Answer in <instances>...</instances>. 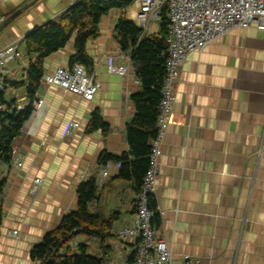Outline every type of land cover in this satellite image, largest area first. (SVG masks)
I'll list each match as a JSON object with an SVG mask.
<instances>
[{
	"label": "crops",
	"instance_id": "1",
	"mask_svg": "<svg viewBox=\"0 0 264 264\" xmlns=\"http://www.w3.org/2000/svg\"><path fill=\"white\" fill-rule=\"evenodd\" d=\"M76 1L0 0V26L29 5L0 31V51L11 45L22 50L21 58L7 64L5 101L16 107L29 104L26 79L35 58L26 54L25 38L58 21ZM139 13L135 0L112 9L100 22L99 36L88 42L91 74L100 85L92 101L44 80L59 68H71L76 33L44 60L34 100L40 106L34 105L36 111L13 143V158L22 167L1 168L7 182L0 264H41L31 252L65 215L77 210V188L93 176L98 199L90 210L108 223L111 235H79L70 246L78 252L85 245L90 255H105V264L128 263L137 241L118 239L116 233L131 224L135 188L118 178V164L100 166L98 158L103 151L114 156L130 151L126 125L135 113L131 97L141 86L130 51L121 49L114 30L124 18L144 35L160 36L161 21L146 30ZM112 65L125 66V72L110 73ZM175 97L154 196L158 234L170 246L173 264H184L186 255L203 264H264V31L236 28L189 53L180 67ZM96 109L108 126L106 134L87 130ZM73 123L78 126L68 133ZM36 178L41 179L37 186Z\"/></svg>",
	"mask_w": 264,
	"mask_h": 264
},
{
	"label": "trees",
	"instance_id": "2",
	"mask_svg": "<svg viewBox=\"0 0 264 264\" xmlns=\"http://www.w3.org/2000/svg\"><path fill=\"white\" fill-rule=\"evenodd\" d=\"M134 0H77L74 5L58 21L50 22L35 28L24 41L25 52L30 59L26 79L29 104L18 110L12 102H7L3 94L0 103L5 110L0 115V228L4 217V189L6 178L1 168L10 166L13 161V143L22 133L25 123L34 111V100L44 76V60L64 48L75 36L76 54L70 64H83L91 74L92 59L86 48L90 40L96 39L102 18L114 8H126ZM168 21L164 12L159 35H144L143 30L134 22L120 18L115 27V38L123 51H130V59L134 65L140 91L131 99L134 104V116L126 125V133L130 151L120 156H114L103 151L98 164L106 166L115 163L120 166L118 178L131 181L135 194L139 193L144 176L149 169L151 142L157 137L158 106L161 101V91L166 76L165 60L162 54L166 49ZM25 84V83H23ZM102 130L108 132L101 112H92L88 132ZM97 178L91 177L77 188V210L65 215L57 229L47 233L40 244L31 252L33 260L41 264H105L106 256L95 257L87 252L85 245H80L75 252L70 243L79 235L104 239L111 234L108 223L100 214L92 213L90 205L98 199ZM150 210L154 212L152 226L157 229L160 215L156 202L150 197Z\"/></svg>",
	"mask_w": 264,
	"mask_h": 264
},
{
	"label": "built area",
	"instance_id": "3",
	"mask_svg": "<svg viewBox=\"0 0 264 264\" xmlns=\"http://www.w3.org/2000/svg\"><path fill=\"white\" fill-rule=\"evenodd\" d=\"M140 6L138 21L148 30L153 23L160 22L166 13L168 26L166 49L162 54L165 60L161 101L158 106L157 137L151 142L149 169L144 176L139 193L134 196V211L131 224L118 229V239L131 238L137 241L127 264H173L172 251L167 241L160 237L152 226L154 212L150 210V197L155 196L160 177L159 163L161 145L173 117L175 85L180 78V67L189 53L202 50L206 45L226 35L236 28L256 27L264 31V0H135ZM22 57V50L11 45L0 51V96L6 91L4 75L7 64ZM110 73H124L125 66H110ZM45 83L60 87L82 99L92 101L99 89L95 75L88 73L83 64L59 68L45 77ZM35 107L40 106L37 100ZM18 110L23 107H17ZM5 110L0 103V115ZM36 111V110H35ZM78 124H71V133ZM31 132V131H30ZM9 167L19 169L22 161L14 159ZM108 176V171H103ZM35 185L41 183L36 178ZM13 234H17L16 231ZM184 264H203L184 256Z\"/></svg>",
	"mask_w": 264,
	"mask_h": 264
},
{
	"label": "water",
	"instance_id": "4",
	"mask_svg": "<svg viewBox=\"0 0 264 264\" xmlns=\"http://www.w3.org/2000/svg\"><path fill=\"white\" fill-rule=\"evenodd\" d=\"M28 6L29 5H27V6H25V7H23V8H21V9H18L17 11H15L14 13H13V15H11V17L6 21V23H4L3 24V26H0V31L2 30V28L11 20V19H13L15 16H17L19 13H21V11H24L25 9H27L28 8ZM36 110V109H35Z\"/></svg>",
	"mask_w": 264,
	"mask_h": 264
},
{
	"label": "rangeland",
	"instance_id": "5",
	"mask_svg": "<svg viewBox=\"0 0 264 264\" xmlns=\"http://www.w3.org/2000/svg\"><path fill=\"white\" fill-rule=\"evenodd\" d=\"M34 111H35V108H34ZM34 111H33V112H34ZM78 239H79V238H78ZM77 243H79L78 240H77Z\"/></svg>",
	"mask_w": 264,
	"mask_h": 264
}]
</instances>
